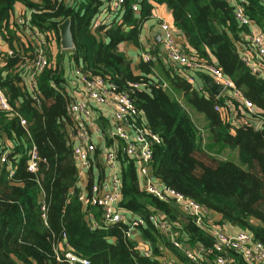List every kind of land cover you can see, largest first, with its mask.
Returning a JSON list of instances; mask_svg holds the SVG:
<instances>
[{
  "label": "trees",
  "instance_id": "1",
  "mask_svg": "<svg viewBox=\"0 0 264 264\" xmlns=\"http://www.w3.org/2000/svg\"><path fill=\"white\" fill-rule=\"evenodd\" d=\"M152 1L166 5L184 48L216 64L252 102L253 113L229 94L213 96L204 83V88L196 90L169 71L161 79L156 77L154 61L140 59L134 72L119 45L131 41L140 46L143 24L153 11L149 0H124L121 18L97 28L91 21L103 4L99 0H76L74 5L58 0H0V34L9 48H13L9 25L16 2L30 12L28 28L43 34L49 45H59L58 25L69 19L74 43L72 50L60 51L54 62L49 59L50 66L36 76L37 100L19 75L18 68L26 64L24 55L1 59L0 87L26 125L0 111V154L9 149L7 164L0 163V264H69L55 256L54 250L65 248L89 264H217L219 254L227 258L225 264H264L247 263L236 251L218 253L209 233L211 225L197 226L178 207L146 192L125 156H119L122 199L118 205L132 221L139 217L146 223L136 225L132 235L126 236L128 223L104 224L100 209L81 200L72 151L76 124L66 112L70 98L65 90L64 57L73 69L105 77L119 91L130 92V85L139 83L130 96L135 110L145 116L146 127L158 137L152 166L157 180L197 201L210 217L219 216L215 224L231 223L264 246V77L252 73L240 58L245 27L236 21L229 0ZM134 3L139 4L137 11L131 8ZM244 9L264 32V2L245 0ZM176 93L204 117L210 133L207 145L186 107L173 96ZM249 119L258 121V126L249 124ZM96 122L102 133L110 125L104 116ZM219 143L236 149L239 163L209 152ZM32 144L38 156L35 172L27 170ZM7 165H12V176ZM92 178L90 174L88 185ZM149 215L167 220L180 246H173L165 234L148 225ZM142 242L151 250L148 257L141 252ZM160 244L165 251L158 249Z\"/></svg>",
  "mask_w": 264,
  "mask_h": 264
},
{
  "label": "built area",
  "instance_id": "2",
  "mask_svg": "<svg viewBox=\"0 0 264 264\" xmlns=\"http://www.w3.org/2000/svg\"><path fill=\"white\" fill-rule=\"evenodd\" d=\"M58 1L64 2L65 0ZM99 1L103 4H101L99 11L92 18L91 25L93 28H97L101 24H110L121 18L124 0ZM229 1L233 6L236 21L245 27V33L241 35L240 58L250 68L252 73L264 74V32L258 29L246 15L244 9L245 0ZM261 1L264 2V0ZM138 6V3H134L131 8L133 11H137ZM17 23L22 25L25 20L20 18ZM160 30L165 51L164 62L171 75L184 78L196 90H201L202 87L196 86L195 75H200L203 83L202 75L207 74L223 87L220 95L227 94V90L231 91L229 95L241 102L248 112L253 113L252 102L243 96L242 92L235 87L234 83L223 74L216 64L192 55L184 48L175 27L162 21ZM1 41L5 42L0 34V64L3 58ZM7 53L11 56L13 55V50L9 49ZM158 58L160 57L149 51L141 54V59L144 62L156 61ZM31 66L40 72L50 66V61L43 47L36 51ZM72 73L78 85L76 91L79 92V96L68 104L66 112L76 124L75 132L72 135V151L78 168L79 181L83 182V179L86 181L83 188L80 187L82 190L80 197L83 203L98 207L101 213V221L104 224L128 223L129 227L126 231V236L132 235V230L135 229L136 225H144L146 223L143 218L139 217L132 221L133 219L126 215L123 210H120L118 205L122 199L119 156L122 158L125 156L132 162L136 174L142 177V188L146 192L154 195L160 201L169 202L173 206L178 207L181 212L191 216L197 226L204 227L205 219L208 215L207 209L197 201L187 198L183 193L158 181L152 172L153 146L158 142V137L146 127L145 116L135 110L133 105L130 95L134 89L140 88L139 83L131 84L130 86L133 89L130 92L119 91L117 85L105 77L88 76L78 67L74 68ZM31 77L34 82L29 85L30 95L37 100L39 91L36 87V77L34 75H31ZM99 105H105L107 109L100 110ZM215 108L218 109L217 107ZM0 111L15 115L11 117H19L20 125L25 127L26 120L18 115L1 87ZM97 111L102 112V114L105 111L107 115L103 116L110 121L108 129L104 133H102L96 122L98 117H103L101 115L97 117ZM95 137L100 139L101 145L97 144ZM8 151L9 149L6 148L0 154V163L7 164ZM96 153L103 157L108 169V175L98 177L88 185V171L92 162L95 161ZM27 156V170L35 172L38 168V156L33 144L28 149ZM7 166L9 175L12 176V165ZM42 210H44L43 206ZM92 216L91 214L90 217ZM148 221V225H152L154 229L165 234L173 246H180L167 220L160 216L149 215ZM94 225H97V223L94 222ZM209 233L214 239L213 247L218 253L226 252L227 250L236 251L241 254L247 263L264 262V246L261 242L254 241L250 232L239 230L234 234H229L221 226L212 224L209 227ZM66 249H62L61 252L54 250L57 260L64 259L69 264H89L88 260L80 258ZM158 249L165 251L166 247L160 244ZM141 252L146 257L151 255V250L143 242ZM186 253L188 256H192L191 251ZM197 255L200 256L198 253ZM226 262L227 258L221 254L216 257L217 264H225Z\"/></svg>",
  "mask_w": 264,
  "mask_h": 264
},
{
  "label": "crops",
  "instance_id": "3",
  "mask_svg": "<svg viewBox=\"0 0 264 264\" xmlns=\"http://www.w3.org/2000/svg\"><path fill=\"white\" fill-rule=\"evenodd\" d=\"M76 0H65V4L69 5H74ZM151 2L153 11H152V16L143 24L139 40H140V46L136 47L133 45V43L130 42H122L119 45L120 50H122L127 59H129L131 63V67L133 68L134 72L137 70L134 69V67L139 63L141 59V54L144 52H151L153 54H156L160 58H158L155 63V70H154V75L158 78H163V75L168 71L167 65L165 64V51L164 47L162 45V40H161V30H160V24L162 21L167 22L168 24L173 25V19L170 11L168 8L165 6V4H159L157 2H153L152 0H149ZM29 11L25 8V6L21 2H16L14 4L12 16H11V24L9 25V29H11L12 32V45L13 48H9L8 44L6 42L1 41V48L3 50V57L2 60L5 62L7 59L8 53L7 51L9 49L13 50V54L16 55H24L26 64L22 66L21 68H18L19 70V75L21 77V80L23 81L26 90L28 91L29 95L31 93L30 91V84L34 82L33 78L31 75H34L35 77L40 74V71L35 70L32 68V64H30L31 58L35 56V53L39 48L43 47L44 52L47 55L48 59H53L52 62L55 61L56 57L58 54H60V51H70V50H63L61 49L60 45L56 43H51L50 45L45 42V38L43 34L40 32H37L36 30H31L29 27ZM24 19L25 23L20 25L17 23L18 19ZM15 23L12 24V23ZM17 24V25H16ZM180 38V37H179ZM32 49V51L30 50ZM4 54L6 56H4ZM66 54V53H64ZM30 57V58H29ZM65 60V69L64 73L66 76V86L65 90L66 93L68 94L70 98V102L73 101L74 98H77L79 96V92L76 91L78 88L77 82L75 81V77L72 73L73 67H70L68 63V59L64 57ZM3 64V62L0 64V66ZM75 67V66H74ZM72 68V69H71ZM3 74H6V71L3 72ZM260 75V74H258ZM161 76V77H160ZM196 76V86H199L200 88H204L203 83L201 81L200 75H195ZM262 77H264V74H261ZM69 102V103H70ZM99 109H107L105 105H99ZM97 117L99 115H107L106 112L104 111L103 114L102 112H96ZM101 118V117H98ZM95 140L98 145H101L100 139L98 137H95ZM90 174L93 176V180L97 179L98 177H105L108 175V169L106 168L105 161L103 157L99 156V153L95 154V161L92 162L91 167L88 171V176L87 179L89 180ZM138 180L140 182V185L143 186V179L139 175H137ZM86 179V178H85ZM84 179L83 182L79 181V186L83 188L85 185ZM126 214V213H125ZM128 215V214H126ZM219 216H213L211 217L209 215L206 216L205 222L206 224H215L214 221H218ZM210 221V223H209ZM218 224L221 226V228L226 231L229 234H234L238 232L240 229L236 226H234L231 223H228L226 221Z\"/></svg>",
  "mask_w": 264,
  "mask_h": 264
},
{
  "label": "rangeland",
  "instance_id": "4",
  "mask_svg": "<svg viewBox=\"0 0 264 264\" xmlns=\"http://www.w3.org/2000/svg\"><path fill=\"white\" fill-rule=\"evenodd\" d=\"M173 96H175L180 101V103L186 107L187 111L190 113L193 121L195 122L196 126L199 128V131L202 134L204 145H207L210 140V133L205 127L206 122L204 117L201 114L194 113L192 109L188 108V105L185 103L184 98L180 94L176 93ZM212 140L215 141V138H212ZM209 152L220 159H228L234 161L235 163H239L237 150L231 149L230 147H226L223 143L215 145L213 150Z\"/></svg>",
  "mask_w": 264,
  "mask_h": 264
},
{
  "label": "water",
  "instance_id": "5",
  "mask_svg": "<svg viewBox=\"0 0 264 264\" xmlns=\"http://www.w3.org/2000/svg\"><path fill=\"white\" fill-rule=\"evenodd\" d=\"M58 30H59V45L61 49L63 50H70L74 48V43H73V37L72 33L70 30V21L69 19H65L63 22H61L58 25ZM202 80L210 94L213 96L217 97L220 95L223 91V87L216 83L212 77H210L207 74L202 75ZM227 94H231V91L227 90ZM249 124H251L253 127H257L259 122L256 120L249 119L248 120Z\"/></svg>",
  "mask_w": 264,
  "mask_h": 264
},
{
  "label": "clouds",
  "instance_id": "6",
  "mask_svg": "<svg viewBox=\"0 0 264 264\" xmlns=\"http://www.w3.org/2000/svg\"><path fill=\"white\" fill-rule=\"evenodd\" d=\"M51 60V59H50Z\"/></svg>",
  "mask_w": 264,
  "mask_h": 264
}]
</instances>
